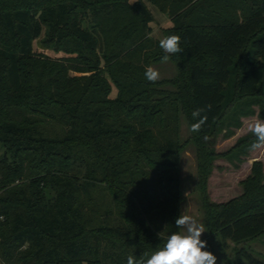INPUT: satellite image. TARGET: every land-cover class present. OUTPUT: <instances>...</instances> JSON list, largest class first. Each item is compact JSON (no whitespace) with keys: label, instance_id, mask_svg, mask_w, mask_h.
I'll return each mask as SVG.
<instances>
[{"label":"trees","instance_id":"trees-1","mask_svg":"<svg viewBox=\"0 0 264 264\" xmlns=\"http://www.w3.org/2000/svg\"><path fill=\"white\" fill-rule=\"evenodd\" d=\"M149 4L183 49L167 60L174 74L154 83L145 70L166 53ZM39 39L63 56L37 51ZM255 107L264 117V0H0L1 264L151 255L180 231L189 146L206 250L233 243L231 264H264L250 247L264 236L262 163L241 195L217 203L208 192L215 160L252 150L251 133L227 152L216 142ZM196 109L207 121L192 132Z\"/></svg>","mask_w":264,"mask_h":264},{"label":"rangeland","instance_id":"rangeland-1","mask_svg":"<svg viewBox=\"0 0 264 264\" xmlns=\"http://www.w3.org/2000/svg\"><path fill=\"white\" fill-rule=\"evenodd\" d=\"M155 21L152 23L153 36L162 39V30L172 26V21L164 16L159 9L149 4ZM39 39L35 41V49L39 52H44L52 57H61L63 54H55L49 50H46ZM162 77L172 76L176 70L170 62H163L158 66H155ZM116 94V89L113 90V95ZM256 114L243 118V125L240 129L235 131V134L231 137H223L224 132L220 134L216 142V150L218 152H227L234 147L237 141L250 134L247 131V125L257 119L264 120V117L259 115V107H255ZM182 138L186 139L189 135L187 126L185 123L182 125ZM255 161H260L264 167V147L258 149H252L247 156L242 157V161H231L227 157H221L214 162V167L211 175L208 179V192L210 200L213 202L221 203L227 202L232 198H235L242 194L243 186L242 182L245 180L250 172L252 165ZM181 179L185 192V202L182 205V214L192 215L198 223L202 224V205L199 192L196 190L197 184V160L195 150L193 146H189L181 157ZM206 237V233L202 234L201 238ZM250 247L261 257L264 258V236L253 241ZM234 244L230 243L229 247L225 250H220L216 246L217 264H231L232 251ZM1 264V261H0Z\"/></svg>","mask_w":264,"mask_h":264},{"label":"clouds","instance_id":"clouds-1","mask_svg":"<svg viewBox=\"0 0 264 264\" xmlns=\"http://www.w3.org/2000/svg\"><path fill=\"white\" fill-rule=\"evenodd\" d=\"M160 48L166 53L162 58L164 62L170 55L182 52L181 37L176 34L168 35L159 40ZM149 82H157L161 73L154 67L148 66L144 73ZM205 109H196L192 115L196 120L190 127V131L199 132L207 121V116H201ZM198 118V119H197ZM247 131L255 138L252 149L264 147V120L257 119L247 125ZM207 142L210 137L205 135ZM175 225L180 231L170 234L163 247L154 251L151 255L144 253L139 259L133 255L127 257V264H217V257L206 250L207 241L202 240L205 228L198 223L192 215L182 214L175 220Z\"/></svg>","mask_w":264,"mask_h":264}]
</instances>
